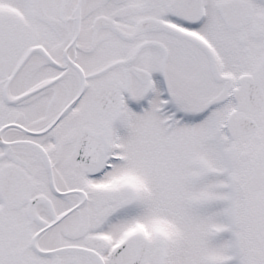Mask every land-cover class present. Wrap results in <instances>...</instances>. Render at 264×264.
<instances>
[{"label": "snow or ice", "instance_id": "1", "mask_svg": "<svg viewBox=\"0 0 264 264\" xmlns=\"http://www.w3.org/2000/svg\"><path fill=\"white\" fill-rule=\"evenodd\" d=\"M0 264H264V0H0Z\"/></svg>", "mask_w": 264, "mask_h": 264}]
</instances>
